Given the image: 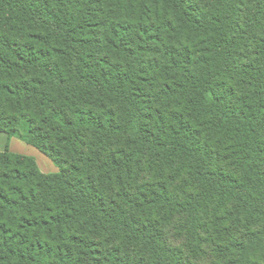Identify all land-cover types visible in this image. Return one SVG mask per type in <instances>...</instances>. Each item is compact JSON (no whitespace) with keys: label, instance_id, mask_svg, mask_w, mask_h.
<instances>
[{"label":"trees","instance_id":"trees-1","mask_svg":"<svg viewBox=\"0 0 264 264\" xmlns=\"http://www.w3.org/2000/svg\"><path fill=\"white\" fill-rule=\"evenodd\" d=\"M146 1L166 18L155 25L142 11L91 43L82 38L91 0H0L13 31L41 44L13 60L0 53V71L37 75L2 89L16 104L36 99L43 118L41 127L0 110V264H264V151L253 131L264 46L243 100L213 78L233 67L231 8L253 6L242 42L264 33V8L215 0L214 21L192 0ZM183 37L194 50L204 40L208 54ZM11 137L58 171L10 152ZM14 157L29 167L10 168Z\"/></svg>","mask_w":264,"mask_h":264},{"label":"rangeland","instance_id":"rangeland-1","mask_svg":"<svg viewBox=\"0 0 264 264\" xmlns=\"http://www.w3.org/2000/svg\"><path fill=\"white\" fill-rule=\"evenodd\" d=\"M45 1H48L49 4L53 3V0ZM192 2L191 3L194 7L192 5L191 7L195 8L197 11H203L205 18L212 15L215 21L222 16L221 10L217 7L215 0H192ZM82 4L83 1H81L80 5ZM259 4H261L260 10L262 11L264 8V0H260L258 5ZM162 6L163 4L160 3L158 5H153L152 3L149 4L146 0H91L90 9L88 10L89 14L85 17V26L83 28L82 38L85 41H91V43H98L105 34L109 33V30L113 25L120 22H127L131 25H134L136 22L138 23L141 18L142 11H144L143 13L147 17V20H150L157 25L158 22L166 18L167 15ZM254 7L256 8L257 4L254 5ZM80 9L81 7L78 6L75 13H78ZM250 9H253V6L247 4L245 1H239L238 4L235 5L234 9L231 8V16L229 17L228 22L239 25L238 30L234 33H230V37L235 39V43H232L233 45L230 47V49L233 50V59L230 61L233 67L231 69H225L224 71L217 72L215 73V76H213L214 82L216 81L225 93L230 94V92L233 93L234 91V94L236 95L235 97L239 100L246 98V94L243 89V82L249 79L248 76L253 75L251 70L252 65L250 64L254 62H261L263 59L260 48L264 46V33L259 31H248L246 33V37L243 39V42L238 39V35H244L243 32L246 31V26L248 25L247 22L250 17ZM137 12H140V14H137ZM13 26L14 24L12 19L10 20L6 14L0 15V53L13 60L15 59L14 52L23 55L29 46H33V49L35 50L41 47V44L33 43V36H30L33 31L22 30L20 32H14ZM233 27L235 28V26H232V28ZM182 40L189 45L191 52H197V56L208 54L209 45H207L204 40L198 42L199 45L195 50L192 47V44L188 43L184 37ZM112 61L116 62L114 58H112ZM35 76L37 75L33 70H22L18 74L0 71V110L6 117L10 118H18V116L24 113L34 120L36 126L43 127V118L39 115L37 108L38 101L36 99H32L27 103H21L19 101V103L16 104L2 89V86L12 87L14 85L21 84L24 80L28 81ZM228 100L235 102L233 98L231 99V97H228ZM263 115L264 103H262L260 113L258 112L255 116V121H253V131L259 132L261 135L258 140V144L262 151H264V129L261 131ZM225 132V129H219L216 133L220 138V136L225 134ZM6 141V134L0 133V152L4 150ZM215 144L217 146L220 145L219 142H215ZM8 150L10 152L21 153L32 157L38 168L44 173H53L58 171L56 165L46 155L41 153L34 146L29 145L16 137H11L8 140ZM262 159V167L264 168V157ZM3 166L4 164L0 162V172L6 170ZM25 166L21 165L18 158H12L10 168L25 170V168L29 167ZM45 239L51 241L46 237ZM34 241H36L35 238Z\"/></svg>","mask_w":264,"mask_h":264}]
</instances>
